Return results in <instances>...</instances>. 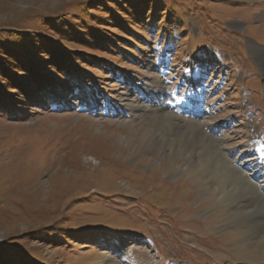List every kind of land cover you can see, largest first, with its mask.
Returning <instances> with one entry per match:
<instances>
[{"label":"rangeland","instance_id":"rangeland-1","mask_svg":"<svg viewBox=\"0 0 264 264\" xmlns=\"http://www.w3.org/2000/svg\"><path fill=\"white\" fill-rule=\"evenodd\" d=\"M18 30L46 82L0 79L10 264H259L212 188L264 165V0H0Z\"/></svg>","mask_w":264,"mask_h":264},{"label":"bare ground","instance_id":"bare-ground-1","mask_svg":"<svg viewBox=\"0 0 264 264\" xmlns=\"http://www.w3.org/2000/svg\"><path fill=\"white\" fill-rule=\"evenodd\" d=\"M148 140H146L145 145L156 147L155 141ZM173 150L170 155L166 154L169 163L174 161V154L181 152L178 148H173ZM185 155L182 153L177 156L187 158ZM240 159L235 157V159L227 160L226 165L222 163L224 169L227 170L228 168L231 171L233 182L228 181V179H220L216 186L211 187L213 189L212 193L217 196L219 202L221 200L222 202L226 201L229 207L232 204L236 205L237 196H240L244 206L232 209L233 211L229 210L223 222L226 225L236 224L233 228L238 237L237 245L251 248V251L253 250L255 254H259V264H264V165L260 159L255 161H252V159H241L240 161ZM225 174L227 175V172ZM228 182L233 185L232 189L228 188ZM245 254L248 255L247 252Z\"/></svg>","mask_w":264,"mask_h":264},{"label":"trees","instance_id":"trees-1","mask_svg":"<svg viewBox=\"0 0 264 264\" xmlns=\"http://www.w3.org/2000/svg\"><path fill=\"white\" fill-rule=\"evenodd\" d=\"M127 20L128 19H134L136 20L137 16H133L132 14L129 17H126ZM56 21H54L55 24ZM125 22H128L125 20ZM15 34H10L8 36H13L10 38H13V42H7L3 45H0V79L1 77L6 78L7 80L9 79V75H17L18 73L16 72H20L22 70H24L25 68L27 70H33V72H35L34 70H36L35 68L32 69V67L29 68V65L27 63L28 60H31L34 58V61L36 59V53H34L33 50H36V46L38 44V41H36V44H26V40L25 38H23L20 35V30L18 31H14ZM10 40V39H9ZM30 46H32V51ZM37 64V63H36ZM34 66V65H33ZM38 66V64H37ZM13 68V69H12ZM38 68L41 70V68L38 66ZM12 70V71H11ZM38 71L41 75H34L33 72L29 73L30 78H32V84L33 85H22V89L26 91V94L30 93L33 91L34 93H38L40 92V89L42 88L43 84H45L46 80H44L45 74H43V71ZM9 73V74H8ZM36 73V72H35ZM43 74V75H42ZM19 75V74H18ZM25 76V75H22ZM34 76V77H33ZM4 80V79H2ZM30 80V79H28ZM18 82V81H17ZM1 84V83H0ZM20 86V85H19ZM35 86V87H34ZM1 85H0V99L1 98H8L7 95H5L7 91L2 92L1 90ZM8 94H10L9 92H7ZM29 96V95H28ZM35 97H37V95H35ZM19 98H22L19 96ZM15 100V98L13 99ZM20 100V99H18ZM14 103V102H13ZM6 108H9L8 105L6 104ZM12 247H17L16 245L10 244V243H1L0 244V264H10L13 263L14 258L13 257H23V255H21L20 253H16L15 251L12 250ZM23 260V258L21 259V261ZM26 261H28L27 259H24ZM20 264V263H19Z\"/></svg>","mask_w":264,"mask_h":264}]
</instances>
